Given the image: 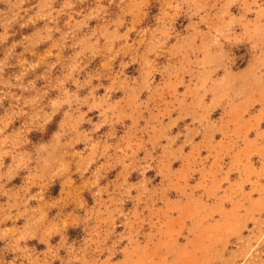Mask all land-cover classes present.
Returning a JSON list of instances; mask_svg holds the SVG:
<instances>
[{
	"label": "rangeland",
	"instance_id": "rangeland-1",
	"mask_svg": "<svg viewBox=\"0 0 264 264\" xmlns=\"http://www.w3.org/2000/svg\"><path fill=\"white\" fill-rule=\"evenodd\" d=\"M0 264H264V0H0Z\"/></svg>",
	"mask_w": 264,
	"mask_h": 264
}]
</instances>
